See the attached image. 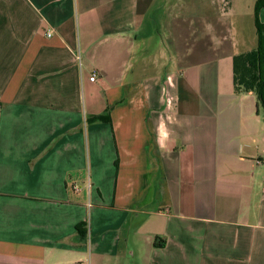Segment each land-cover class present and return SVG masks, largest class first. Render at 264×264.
<instances>
[{
    "label": "crops",
    "instance_id": "crops-1",
    "mask_svg": "<svg viewBox=\"0 0 264 264\" xmlns=\"http://www.w3.org/2000/svg\"><path fill=\"white\" fill-rule=\"evenodd\" d=\"M161 1L0 0V264H264L257 33Z\"/></svg>",
    "mask_w": 264,
    "mask_h": 264
},
{
    "label": "rangeland",
    "instance_id": "rangeland-1",
    "mask_svg": "<svg viewBox=\"0 0 264 264\" xmlns=\"http://www.w3.org/2000/svg\"><path fill=\"white\" fill-rule=\"evenodd\" d=\"M157 1L155 7L158 5V9L154 8V13H150V17L153 16L156 19L158 14H164L162 16L164 29L161 30V33L163 36L169 37V33L172 31L169 29L170 26H167L170 14L167 13L166 6H163L164 1ZM255 3V0H171L179 21L185 19L200 21L204 18L213 22L218 20L230 25L235 33L237 30L241 31L244 36L246 34L247 38L251 39L256 36L254 27Z\"/></svg>",
    "mask_w": 264,
    "mask_h": 264
},
{
    "label": "trees",
    "instance_id": "trees-1",
    "mask_svg": "<svg viewBox=\"0 0 264 264\" xmlns=\"http://www.w3.org/2000/svg\"><path fill=\"white\" fill-rule=\"evenodd\" d=\"M263 7V0H257L254 7L257 47L232 58V83L233 92L236 95L253 93L264 113V27L259 24L258 20V11ZM94 121L105 120L100 117L95 118ZM76 230L80 239L84 240L86 233L81 232V226H78Z\"/></svg>",
    "mask_w": 264,
    "mask_h": 264
},
{
    "label": "built area",
    "instance_id": "built-area-1",
    "mask_svg": "<svg viewBox=\"0 0 264 264\" xmlns=\"http://www.w3.org/2000/svg\"><path fill=\"white\" fill-rule=\"evenodd\" d=\"M95 78H96V76H95V74H93L92 77L89 78V80H90L91 82H94V81H95ZM167 79L170 81L171 77H167ZM166 102H167V104H171V102H172V98L169 97V96H167V97H166Z\"/></svg>",
    "mask_w": 264,
    "mask_h": 264
}]
</instances>
